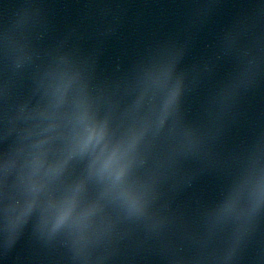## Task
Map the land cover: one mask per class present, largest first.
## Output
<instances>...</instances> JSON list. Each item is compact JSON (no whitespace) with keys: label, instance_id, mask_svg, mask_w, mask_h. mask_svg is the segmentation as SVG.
Returning <instances> with one entry per match:
<instances>
[{"label":"clouds","instance_id":"clouds-1","mask_svg":"<svg viewBox=\"0 0 264 264\" xmlns=\"http://www.w3.org/2000/svg\"><path fill=\"white\" fill-rule=\"evenodd\" d=\"M170 3L179 32L105 70L128 0H77L55 39L54 9L71 4L0 0V264L24 237L40 264H264V126L224 149L264 82V0ZM204 175L215 198L183 200Z\"/></svg>","mask_w":264,"mask_h":264},{"label":"water","instance_id":"water-1","mask_svg":"<svg viewBox=\"0 0 264 264\" xmlns=\"http://www.w3.org/2000/svg\"><path fill=\"white\" fill-rule=\"evenodd\" d=\"M61 3L72 6L65 8L57 5L55 7L53 39L59 36L67 24L76 20L80 14L77 0H61ZM233 11L230 6L225 5L211 17L207 26L195 37L185 58V64H191L206 54L208 45L211 44L216 33L230 21ZM182 25L183 10L171 4L170 0H128L125 23L117 35L104 44L101 68L110 70L117 62L126 64L144 44L161 36L178 33ZM88 43L91 44L92 41ZM229 68L228 63L221 65L216 78L223 76ZM211 83L204 86L201 96ZM258 126H264V82L242 101L239 123L225 138L224 149L229 150L245 142ZM219 183V179L214 175L201 176L182 199L189 202L197 198L214 199ZM4 264H40V262L34 258L30 241L24 237L6 256Z\"/></svg>","mask_w":264,"mask_h":264}]
</instances>
